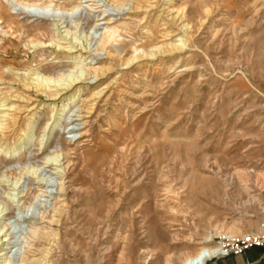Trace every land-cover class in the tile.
I'll return each instance as SVG.
<instances>
[{
  "label": "rangeland",
  "instance_id": "obj_1",
  "mask_svg": "<svg viewBox=\"0 0 264 264\" xmlns=\"http://www.w3.org/2000/svg\"><path fill=\"white\" fill-rule=\"evenodd\" d=\"M72 70L70 111L24 91ZM2 92L39 100L1 142L9 264H179L258 228L264 189L227 195L209 168L264 176V0H0Z\"/></svg>",
  "mask_w": 264,
  "mask_h": 264
},
{
  "label": "bare ground",
  "instance_id": "obj_2",
  "mask_svg": "<svg viewBox=\"0 0 264 264\" xmlns=\"http://www.w3.org/2000/svg\"><path fill=\"white\" fill-rule=\"evenodd\" d=\"M185 18L186 17L181 12L180 15L178 16V18H176V19H178L180 21V24L184 23L183 27L186 28V27H189V23H187ZM55 29L57 30V28H55ZM37 45H39V43H37ZM37 45L35 44L34 46L36 47ZM176 46H177L176 43L174 45H172V47H176ZM79 49L73 50L72 48H68L69 53H77V51ZM78 60H81L80 56L78 57ZM70 72L74 73V74L73 75L68 74L69 76L65 77L66 82H64V83L60 82V80L55 81L52 78L51 79L50 78L49 79L44 78L43 82H41V81L38 82V79L36 77L31 78L32 81L28 82L26 85H24V91L28 92V93H29V91H33L36 94L47 93V92L53 91L55 93L54 96L58 95L60 97V95H64V94H66V92L72 91L75 86H78L85 79V77L82 76L81 73L76 74V71H74V70H72ZM30 75H34V74H31V73L26 74L27 77ZM28 79H30V78H28ZM76 91H78V90H76ZM72 92H74V91H72ZM72 92H70L69 95H71V96H69L67 98V100L62 101L60 105L56 106L57 111L58 110L63 111V112L70 111L71 108L75 105L74 102L78 99V94L77 93L71 94ZM1 94L3 95V97H1L0 99H4L5 103L0 102V150H2L1 149L2 148L1 142L4 138H7L10 134H11V136H13L12 135L13 133L20 136L19 130H17V127L19 128L18 125H19L20 121H25V122H28L29 124L32 123L31 118L33 117L36 109L39 106V100L34 99L33 97H31L29 95H23V96L19 95V97H15V99H13V98H9V96H7L6 95L7 93H5V92L4 93L2 92ZM15 102L21 103V104H16ZM58 106H59V109H58ZM29 127H31V126H29ZM19 145L20 144H18L17 147L14 145L15 147L9 153L10 156H14V155H16L22 151V147H20ZM215 168H216L215 165H211L209 168V171L213 172L219 176V179L225 185L224 191L226 192L225 194H227V195L229 194L230 191L233 190L234 185L236 183V181H235L236 179H240L239 181L242 185L241 188H243V192H248L249 189L251 190L253 188H258V189H262V190L264 189V176L261 173H259V171H256V170H249V171L237 170V171H235L234 175H232V174L227 173L226 170H221L220 168L215 169ZM235 174H236V176H235ZM250 177L254 178L255 184H253L252 187H249L250 184L248 183ZM253 196L254 195L250 196L249 204H251V203L253 204L255 202V198H253ZM247 206L248 205L245 202H237V203H235V207H234L235 209H233L232 212H233V214H237L239 217H241V219L243 218V220H244L245 217L248 216ZM234 221H235V219H234ZM234 221H232V222H234ZM242 221H239V222L241 223ZM235 222H237V221H235ZM1 231H2V228H1L0 232ZM227 233H228V231H227ZM7 236H8V234H6V232L2 236L0 235V260L2 259V257L5 256L4 258L7 261V263L9 264V260H7V256H6L7 253L5 252V250L7 249L5 247V245H7V244H5L7 241V240H5ZM224 237H227V236H224ZM58 240H59V237H58V235H56V238L53 239V243L55 244V246L57 244H59ZM211 241L212 240H211L210 236L205 237L203 239V241L200 242L201 246L197 249V251L190 253V254H185V255H181V254L176 255V256L173 255L174 257L169 256L165 259V261L168 262L172 258V259L176 260L179 264H204L206 257L210 253H214L218 249L217 244H215L213 246L204 245V244L210 243ZM48 254H50V249H48L46 251V254L43 258V263H41V264H46V263L51 264L52 263V255L47 259ZM142 255H144V254H142ZM152 255H150V253H148V258L151 259Z\"/></svg>",
  "mask_w": 264,
  "mask_h": 264
},
{
  "label": "built area",
  "instance_id": "obj_3",
  "mask_svg": "<svg viewBox=\"0 0 264 264\" xmlns=\"http://www.w3.org/2000/svg\"><path fill=\"white\" fill-rule=\"evenodd\" d=\"M212 242L217 244L218 249L206 257L204 264L215 259L242 254L252 247L264 249V214L257 229L243 235L221 236Z\"/></svg>",
  "mask_w": 264,
  "mask_h": 264
},
{
  "label": "crops",
  "instance_id": "obj_4",
  "mask_svg": "<svg viewBox=\"0 0 264 264\" xmlns=\"http://www.w3.org/2000/svg\"><path fill=\"white\" fill-rule=\"evenodd\" d=\"M206 264H264V249L252 247L242 254L215 259Z\"/></svg>",
  "mask_w": 264,
  "mask_h": 264
},
{
  "label": "clouds",
  "instance_id": "obj_5",
  "mask_svg": "<svg viewBox=\"0 0 264 264\" xmlns=\"http://www.w3.org/2000/svg\"><path fill=\"white\" fill-rule=\"evenodd\" d=\"M209 258H211V257H209Z\"/></svg>",
  "mask_w": 264,
  "mask_h": 264
}]
</instances>
